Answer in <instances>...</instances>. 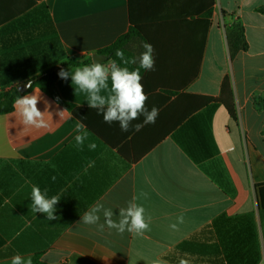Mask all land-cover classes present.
<instances>
[{"label": "crops", "instance_id": "obj_1", "mask_svg": "<svg viewBox=\"0 0 264 264\" xmlns=\"http://www.w3.org/2000/svg\"><path fill=\"white\" fill-rule=\"evenodd\" d=\"M261 8L264 0H0V63L1 53L6 62L16 52L28 56L48 27L55 28L66 55L81 60L134 24L154 49V68L144 71L141 82L149 111L163 89L217 98L225 79L236 111L233 119L223 103L210 102L173 125L190 106L184 101L136 131L141 114L124 132L118 122L105 123L102 110L89 107V94L72 85L71 77L56 86L63 101L84 109L81 118L68 110L60 120L56 101L35 88L42 112L44 100L52 104L50 128L23 129L14 109L0 115V264H11L16 255L46 264H172L165 255L180 244L188 264H264L258 198L264 184ZM235 24L244 28L247 49L232 55L227 34ZM144 43L136 38L130 44L136 63ZM108 83L101 95L110 93ZM77 124L89 134L82 150L75 141ZM89 143L96 149L89 150ZM33 185L47 189L49 198L60 197L58 219L31 211ZM133 197L145 218L151 217L142 235L81 223L97 202L118 221L119 208Z\"/></svg>", "mask_w": 264, "mask_h": 264}, {"label": "clouds", "instance_id": "obj_2", "mask_svg": "<svg viewBox=\"0 0 264 264\" xmlns=\"http://www.w3.org/2000/svg\"><path fill=\"white\" fill-rule=\"evenodd\" d=\"M144 51L139 57V68L130 70L128 67H121L116 61H109L108 66L104 63H92L83 67H77L74 72L60 69L58 75L61 79L71 77L72 85L78 87L79 90L86 91L88 96V105L90 108L102 110L103 120L105 123L111 124L118 122L121 131H129L131 122L137 120L141 114L144 115L143 124L134 126L136 131H139L145 124L155 123L158 117L159 110L152 107L149 111L146 108L147 95L143 90L141 83L140 69L150 71L154 68L155 60L153 57V46L147 42L143 44ZM115 56L123 62L124 65L135 63L136 61L129 60L125 57L123 50L117 49ZM109 79L111 81L110 93L105 96L101 95L102 90L109 89ZM27 88H33L32 94L18 96L13 103L15 115L18 118L23 129H48L51 126L52 113L49 111L52 104L44 100L45 109L42 112L38 108L42 97L40 90L33 87L31 81L25 85ZM57 111L56 115L60 120L64 119L68 109H59V98L56 100ZM82 124H77L75 136L76 145L82 150L85 140L88 139V133L82 131ZM95 143H89V150L96 149ZM55 180V177H52ZM142 197L147 198V193H141ZM138 197H133V200L128 203L127 207L119 208V220L113 219V210L106 208L102 203L97 202L90 207L83 216L81 223L86 225H95L98 230L103 231L105 225L109 229H114L118 234H123L125 231L142 235L149 229L151 217L145 218V209L138 205L135 201ZM31 211L34 213H42L48 221L56 220L55 206L60 202L59 196H47V189L43 192L41 189L33 185L31 190ZM103 214L104 223H100ZM178 222L183 223V216L178 217ZM170 227L175 230L177 224H172ZM11 264H32L31 257H22L20 255L13 256ZM152 264H163L159 259L153 260ZM180 264H188V261L181 260Z\"/></svg>", "mask_w": 264, "mask_h": 264}, {"label": "trees", "instance_id": "obj_3", "mask_svg": "<svg viewBox=\"0 0 264 264\" xmlns=\"http://www.w3.org/2000/svg\"><path fill=\"white\" fill-rule=\"evenodd\" d=\"M260 11L264 13V8H261ZM211 14L212 12L208 11L204 20L207 31L210 26L209 19L211 17ZM136 38H140L141 40H144L148 43V38L143 33L142 29L137 25L131 24L130 29L127 33L120 36L112 45L98 51L97 53L107 56L109 61H116L121 67H128L130 70H135L139 68V63L135 62L124 65L123 62L115 56V52L117 49L123 50V52L125 53V57L130 61L133 60L134 51L133 48H131L130 44ZM227 38L232 55H234L238 51L247 49L244 28L241 25L235 24L232 29L228 31ZM2 56L3 55L1 53L0 115L12 112L14 109V100L18 96H23L33 89L31 88L28 92L21 94L17 89L19 84L39 77L33 85L34 88H39L55 101L57 100V98H59V104L63 105L65 108L71 111L75 116L79 118L82 117L81 114L84 109L77 108L63 101L57 90L56 83L60 79L58 75L60 69L66 70L69 67L91 65L93 63L92 57L81 60L68 57L59 41V37L54 27H51V29L48 27L46 36L40 37V40L37 43L31 44L30 53L28 56H26L25 53L16 52L13 56V62H6L4 58H2ZM144 71L145 70L140 69V75L142 77L141 82L144 79ZM162 92L163 93H158L152 98V102L154 103L152 107H156L159 110L158 115H164L165 113H168L172 110L176 111V107H178L180 103H184V101H189L185 103H190V106H188V110L184 111L183 114L179 116V118L175 119L173 125L177 124L180 120L185 118V116H188L191 110H195L210 102L216 101L223 103L229 115L233 119H236L233 93L228 79H225V81L223 82L221 94L217 98L194 96L186 93L179 94L178 90L167 91L163 89ZM172 96L177 97L172 100ZM258 198L260 206L264 208V184L258 186ZM182 246L184 245L180 244L175 249L167 253L165 255V259L172 264H180V261L182 260ZM32 264L46 263H43L39 258H35L32 260ZM209 264L214 263L212 262V260H210ZM215 264H219L217 260L215 261Z\"/></svg>", "mask_w": 264, "mask_h": 264}, {"label": "water", "instance_id": "obj_4", "mask_svg": "<svg viewBox=\"0 0 264 264\" xmlns=\"http://www.w3.org/2000/svg\"><path fill=\"white\" fill-rule=\"evenodd\" d=\"M108 60V57L105 55H101V54H94L92 55V61L93 63H105ZM39 77L30 79L28 81H31L32 84L34 85V83L38 80ZM23 82L21 84L18 85L17 89L21 94H24L26 92H28L31 88H27L25 87V85L27 84V82Z\"/></svg>", "mask_w": 264, "mask_h": 264}]
</instances>
